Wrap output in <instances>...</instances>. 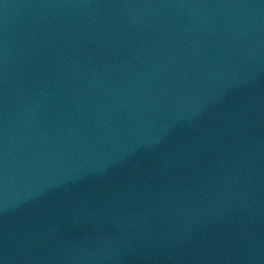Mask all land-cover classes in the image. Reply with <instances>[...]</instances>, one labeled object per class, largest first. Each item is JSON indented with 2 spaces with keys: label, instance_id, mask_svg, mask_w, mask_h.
Wrapping results in <instances>:
<instances>
[{
  "label": "water",
  "instance_id": "95a60500",
  "mask_svg": "<svg viewBox=\"0 0 264 264\" xmlns=\"http://www.w3.org/2000/svg\"><path fill=\"white\" fill-rule=\"evenodd\" d=\"M0 264H264V0H0Z\"/></svg>",
  "mask_w": 264,
  "mask_h": 264
}]
</instances>
